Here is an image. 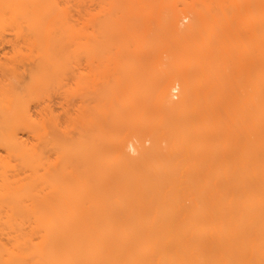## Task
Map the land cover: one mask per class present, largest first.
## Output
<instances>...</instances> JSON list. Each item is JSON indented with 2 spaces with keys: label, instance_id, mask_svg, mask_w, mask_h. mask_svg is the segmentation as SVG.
Returning <instances> with one entry per match:
<instances>
[{
  "label": "bare ground",
  "instance_id": "6f19581e",
  "mask_svg": "<svg viewBox=\"0 0 264 264\" xmlns=\"http://www.w3.org/2000/svg\"><path fill=\"white\" fill-rule=\"evenodd\" d=\"M166 1L0 0V264H264V216L238 259L219 246L223 230L212 236L209 225L230 224L240 213L252 224L264 202V173L254 150L264 149V129H258L264 123V0H218L225 14L239 11L240 29L246 25L240 53L218 31L211 14L216 0L203 1L205 13L169 8L174 5ZM121 3L163 24L169 37L185 39L176 55L181 63L192 55L195 77L167 74L156 88L157 100L175 111L171 127L180 123L178 142L166 148L156 140L146 145L157 120L146 117L142 102L133 106L131 91L122 99L120 79L109 85L112 74L100 62L111 47L113 9ZM164 29L135 53H145V45L161 50ZM51 84L59 88L58 106L42 97L32 111L27 97ZM173 91H180L179 101ZM139 98L147 101L143 88ZM126 111L145 119L119 116ZM116 121L126 131L130 125L129 131L138 126L149 132L136 140L125 136L129 131L116 134ZM218 148L237 152L222 159ZM194 153L208 161L217 157L222 166L232 160L235 168L230 165L229 174L223 166L222 177L205 178L185 161ZM173 154L183 167L170 162Z\"/></svg>",
  "mask_w": 264,
  "mask_h": 264
},
{
  "label": "rangeland",
  "instance_id": "374dc122",
  "mask_svg": "<svg viewBox=\"0 0 264 264\" xmlns=\"http://www.w3.org/2000/svg\"><path fill=\"white\" fill-rule=\"evenodd\" d=\"M167 1H169L170 3H172L174 5V6H172L169 4L170 5L169 8L181 9L183 7H194L201 12H204V13L206 12V7L203 4L204 0H167ZM218 3H219V1L216 0L215 3L211 4V6H212V13L211 14L216 16V18L220 24V30L218 27V31H219V33H221L220 31H222V29H223L224 32L222 31V33H224V34L226 33V34H228V36H230L233 44H235V46L237 48V53L238 52L240 53V51H239L240 50V33L245 32L244 28L246 27V25L244 28L241 26L242 28L240 29V13H239V11L235 12V11H233L234 9H232V10L226 9L225 10L226 14H225L224 12H222L219 9ZM123 4L124 3H121L120 5H118V7H120L119 11L115 10V7L113 9V12H115L116 14H113V17H115V19L112 21V24H111V26H113V33L110 37L111 38V47L109 49H107L106 51L104 50L105 51V52H103L104 53V59H103L104 61H102L100 59L101 60L100 62H102V63L104 62L103 64L107 65V68H109V72H111V74H112V76H109V85L114 86V84H115L114 78L120 79L122 84H121L120 88H118V94L122 97V99H126L128 96V92L131 91V93L134 95V100L132 102L133 106L138 108L137 106H139L140 103L142 102L143 104H145V108L147 109L146 111H148V112H145L146 115L148 113V115L146 117L153 116L151 118L149 117L150 120H152V118L157 120V123L156 122L153 123L155 126L151 127L149 125V128H150L149 130L151 131L150 135H149L150 136L149 139L151 138L152 140H150V141L148 140L146 145L151 144L152 141L156 140L157 143L160 144V142H161L162 147L166 148V147L170 146L172 143L174 144V141H175V143L178 142V134H177L175 127L177 128L178 127L177 124H180V123L175 121L177 126L173 123L174 125H173V127H171V125H170L171 121H173V119L176 115L175 111H173L172 109H169L166 106L162 105L157 100L156 88H157L158 82L161 81L162 78L166 77L167 74L168 75H175V74H177L178 71H180V72L187 74L191 77H195L196 72L189 66V58L192 55L190 54L191 52H189L188 54H185L187 59L185 62L181 63L177 59L176 55H178L179 44L182 41H184L185 39H182V38L176 39L173 37H169L171 34L170 29L165 30L163 27L164 25L160 24V22H158L155 19L145 20V19L141 18V16H139L136 13V11L129 13L128 9H126L127 5L124 4L125 5L124 6ZM161 6H162V4L158 8H161V10H162L163 6L162 7ZM164 7H165V5H164ZM166 7H168L167 3H166ZM167 14H168L167 10L166 11L163 10L162 15L165 17V16H167ZM244 16L242 15V17H244ZM208 18L210 20H212L214 17L208 16ZM216 18H214L213 20H215ZM163 22H165V21H163ZM185 23L188 24V21L187 22L185 21ZM219 24H217V25H219ZM243 24H244V22H243ZM160 28H163L166 32V33H163L164 32V30H163L162 33L164 34V36L159 41V46H161L162 49L161 50H155L150 45H145V47L147 48V51L145 53H135V50L142 43H152L154 40H156L155 32L160 30ZM240 30H242V31H240ZM242 37L245 38L244 36H242ZM197 38H198V40H202V38L199 35L197 36ZM194 40H195L194 37L187 38V41L189 42L188 44L190 46L194 44ZM168 49H174V50L169 51ZM101 54H102V52H101ZM254 56L255 57L258 56V53L256 52ZM116 60L119 61V63L121 64V66L119 68H116ZM98 61L99 60H97L96 63H98ZM80 62H81V64H80L81 66H82V64H83V67H84V65L87 66L86 64H84L87 61L84 60L83 58L80 59ZM83 67H82V70H83ZM84 69H85V67H84ZM84 72H86V71L84 70ZM128 83H132L136 86L138 85V87L136 88V86H134V89H130L127 86ZM244 84H246V77L244 78V81L241 82L242 86ZM101 87H103V85L99 86V88H101ZM107 87L108 86L104 87L103 90L104 91L107 90ZM109 87H108V90H109ZM142 88H143V90H145V94L147 96L146 102L142 101L139 98V93L142 90ZM139 89H140V91L137 94ZM88 93H89V91L87 92V94ZM243 94H244V92L242 91V89H240V101L244 98ZM83 95H86V93L84 92ZM172 96H173L175 101H179L181 99L180 91L179 92L173 91ZM42 97L44 98V100L47 104L51 105L53 108H56L58 106V102L60 101L58 86L55 84H51V86L49 85L48 88H46L43 93H33V94L29 95L27 97V100L33 101L30 105V109L32 111H34L36 109L35 104H37L38 100L41 99ZM87 97L89 98V96H87ZM42 101L43 100H41L40 103H42ZM142 103H141V105H142ZM142 106H144V105H142ZM122 113L123 114L120 113L119 116L121 115L123 117V119L129 117V119H131V121H132L133 117L140 118V119H138L139 121H141V119H143L145 117L144 116L145 114H143L142 116H139L138 114H137L138 116H134L136 114L133 115L132 113H128L127 111L122 112ZM154 116H155V118H154ZM118 117H116V118H118ZM122 117H119V118H122ZM118 119H116V120H118ZM146 119H148V118H146ZM156 120H154V121H156ZM118 121L121 122V120H118ZM128 121H130V120H128ZM128 121H127V124H128ZM131 121H130L131 124L135 123L134 119H133L134 123H132ZM154 121H152V122H154ZM152 122H151V125H153ZM123 123H124V121H123ZM116 124H118V122ZM125 125H126V123H125ZM119 126H120L119 127L120 130L115 129L116 125L113 128V129H115L114 132L115 131L117 132L116 134H121V133H123V131H125V133H124V135H125L129 131L128 127H130V125L129 126L126 125V128L128 129L127 131L124 128V125L122 126V124H121ZM141 128L138 126H137V128H133V129L131 128V130L128 133L129 135L127 134L128 136L127 135H125V136L126 137L132 136L135 138L134 140H136L138 137L140 138L139 134L149 132V130L146 129L147 127H145V129H144V130H146L145 132H143L144 130H143V128L142 129ZM153 128H154V131L152 130ZM169 128H172V130H170ZM138 129H140L141 131L139 130L140 131L139 132ZM159 129H160V131H159ZM258 129H260V130L264 129V123L263 122L259 125ZM120 131H122V132H120ZM171 131H173V132L171 133ZM118 132H120V133H118ZM133 133H136V135L134 134L135 136H133ZM169 133H170V135H169ZM243 136H244V134L241 133L240 138H242ZM153 138H154V140H153ZM172 140H173V142H172ZM220 148H218V152L216 153V156L220 157V155H218V154H221L222 159L227 158V160H230L234 156L233 151H235V153L237 152V150H235V149H233V151H232V149H230V150L229 149L219 150ZM253 149L254 148L250 149L251 152ZM178 150L176 149L175 152ZM223 150H224L223 155L225 157H223V155L221 153ZM240 150H241V148H240ZM250 150H249V147H247L245 151H250ZM254 150H255V152H257L256 160L258 159L257 160L258 164L262 163V170L260 172H262V174H263L264 173V149L259 148V149H254ZM254 150H253V152H254ZM228 151H229V154L227 153ZM194 152H198V151L196 150ZM231 152L233 153V155H231V158H230L229 155L231 154ZM177 153H179V151ZM226 154H228L227 155L228 157L226 156ZM132 155L135 156L136 154H132ZM173 155L174 156L172 157V159L174 157L176 158V156H175L176 154H173ZM177 155H178V157H180L179 154H177ZM205 156H204V154L199 155V153H198V155H197L194 153L192 155V159L185 160V161L188 163V165L191 166V169H193V170L194 169H200L203 172V177H205V178H207V177H210V178L222 177V174H220V171H221V173L223 172V166L228 168L227 171L229 172V174L231 173L233 168H235L234 164L232 165V160L231 161H223L225 163L227 162V165L222 166L223 163L219 157L218 158L220 159L219 160L220 162H218V159L215 156H214L215 157L214 160L217 159V160H215L216 162L214 160H211L212 161L211 162V161L206 160V158H208V157H205ZM178 157L175 160L174 159L170 160L171 158L169 160L173 165L183 167V165L182 166L180 165V163H182V160L179 161ZM184 162H183V164H184ZM187 163L184 165L187 166ZM209 163H211V165ZM230 165H232L234 167L232 168V166L230 167ZM231 168H232V170H231ZM217 173H218V175H217ZM252 177L254 178L256 176H252ZM256 178H258V177H256ZM254 180H255L254 182H258V181H256L255 178H254ZM222 181H223V179L221 178L220 182H222ZM262 183H263V186L260 189L264 190V181L263 180H262ZM231 190H233V188ZM233 191L235 192L236 190H233ZM256 201H258V200H256ZM257 209H258V211H260V216L257 215V217L254 218V221L252 224L248 223V221L245 219L246 215L241 216V213L236 215L237 218L234 219L232 223L230 222V224L226 221H223L222 226H220V224L214 225L213 224L214 222L210 221L209 225L212 226V228H213V232L211 234L212 236H215L214 232L216 230H219V229L223 230V232L221 234L223 236V240L221 241V244H219V246L223 247L224 251L227 252L228 255L234 256V258H237V259L240 258V247L242 246V242H244V240H246V238H248V236L256 239V236H255L256 232L255 231H256L257 225L260 222L259 221L260 217L263 218V216H264V202H260L258 204ZM239 231H240V233H238ZM216 247H218V246H216ZM214 249L211 248V250H212V257L211 258L217 260V258H214V257H216V256H214V253H213V251H215ZM196 253H198L197 247H196ZM212 261L214 262V260H212Z\"/></svg>",
  "mask_w": 264,
  "mask_h": 264
}]
</instances>
